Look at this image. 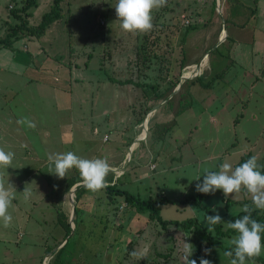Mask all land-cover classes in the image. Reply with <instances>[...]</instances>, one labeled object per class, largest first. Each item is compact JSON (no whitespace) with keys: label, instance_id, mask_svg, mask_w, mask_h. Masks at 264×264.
<instances>
[{"label":"rangeland","instance_id":"obj_1","mask_svg":"<svg viewBox=\"0 0 264 264\" xmlns=\"http://www.w3.org/2000/svg\"><path fill=\"white\" fill-rule=\"evenodd\" d=\"M51 1L38 3L29 25L39 24ZM22 2L0 0V37L19 22L11 9ZM116 3L63 0L64 15L45 34L0 47V148L15 153L11 167L0 168L15 197L12 224L0 228V264H52L56 254L57 264H185L183 243L194 245L190 229L163 228L105 188L87 189L76 201V183L66 190L65 182L78 170L57 178L49 154L107 158V183L141 199L160 197L162 219L192 217L205 227L213 209L235 215L250 196L197 192L204 170L218 171L225 159L234 166L246 152L264 168V0L232 1L229 9L227 0H167L147 33L122 30ZM223 9L239 23L238 41L220 38V23L210 17ZM226 25L231 33L234 25ZM22 117L36 127L18 125ZM197 195L201 205L184 201ZM235 235L213 231L212 239L228 246ZM205 249L212 264H230L220 247Z\"/></svg>","mask_w":264,"mask_h":264},{"label":"clouds","instance_id":"obj_2","mask_svg":"<svg viewBox=\"0 0 264 264\" xmlns=\"http://www.w3.org/2000/svg\"><path fill=\"white\" fill-rule=\"evenodd\" d=\"M166 5L167 0H117L115 12L122 30L147 33L154 27L153 11ZM16 123L32 129L36 127L34 121L27 117L18 119ZM14 157L13 151L0 148V168L11 167ZM47 158L50 166L49 173L59 179H64L68 171L75 168L81 177L82 186L86 189L99 191L108 186L107 176L111 171V165L107 158L89 159L77 155L73 151L49 154ZM201 176L198 175L192 180L200 181ZM6 184H10L9 180L6 182L0 176V222L3 227L8 228L13 221L9 209L12 207L15 197L13 191ZM217 190H222L226 199L231 194H234L232 199H238L242 190L250 196L254 208L245 204L241 210L246 214L237 218L235 222H224L216 209H213L216 212L215 215L207 214L205 217V223L210 233L214 231V226L222 221L226 229L235 231L236 235L229 241L233 248L224 252L223 255L232 258L230 264H247L248 260L258 257L264 252V237H262L264 222H260L252 216L254 209L264 210V170L258 163V157L253 155L235 167L225 159L220 164L218 171L205 169L202 182L196 184V191L214 194ZM22 194L26 201L30 199L32 191L28 185ZM210 252V249H205L206 255ZM182 253L185 264H197L196 259H189L194 253V246L191 243L184 241ZM132 255L136 256L137 253L133 252ZM199 264H212V262L201 257Z\"/></svg>","mask_w":264,"mask_h":264},{"label":"trees","instance_id":"obj_3","mask_svg":"<svg viewBox=\"0 0 264 264\" xmlns=\"http://www.w3.org/2000/svg\"><path fill=\"white\" fill-rule=\"evenodd\" d=\"M61 2H62V0H52V4H51L50 9L47 12L43 13L41 20H40L39 24H37V25H29V22H28V17L31 15V12L29 10H30V8L35 6L36 0H23L22 5L18 9L12 8L11 13H12V15H14L19 20V22L16 23L14 26H12L3 37L2 36L0 37V47L1 46L11 47L13 40L18 39L21 36H25V35H30V36H35V37L42 36L45 33L47 27L52 22L61 18V16H62ZM212 4H215V0H212ZM188 32H189V29L187 30V33ZM198 72L201 73L202 71L200 72L198 70ZM110 79L112 81H115V79H113V78H110ZM127 81L130 82L129 80H127ZM135 84L138 86L142 85V86L150 87L153 90L156 89V86L154 84H147V83H141V84L135 83ZM251 156H253L251 152L243 153L240 156L239 160L235 163L234 167L239 165L240 163L245 162ZM262 170H264V168H262ZM77 182H81L80 175L79 174L71 175L70 177H68L66 179L65 189L66 190L70 189V187ZM86 191H87V189L85 187H83L82 185H78L77 189L75 190L76 201H78L80 199V197L82 196V194L86 193ZM105 191L108 195L122 197L123 200L128 205L133 207L136 211H139V212L149 211L151 216L154 219H156V221L163 228H165L169 224H172V225H175L176 227H180L183 230H189L190 229L192 231V233L195 235L194 245H193L194 246V253L190 257V259H196L197 264H199L200 258L203 257L202 251L208 245L218 246L222 249L223 252L232 250V248H233V246L231 244L228 246H223L219 240H217V239L213 240L212 239V232L210 233L208 231L207 227L202 226L201 224H199L197 222L196 219H194L192 217L188 218L186 220H182V221L162 219L160 216V205L164 201L162 199H160V197L141 199L140 197H138V196L126 191V190H122L121 188H119L117 186L116 182L115 183H113V182L108 183V186L105 187ZM202 198H203L202 195L190 196V197L185 198L184 201L193 200L196 204L201 205V199ZM228 202L229 201L227 200L226 203L228 204ZM238 202L240 204L244 205V204L251 202V199L239 200ZM76 211H77V209H76ZM245 214L246 213H244V212H242V210H240L235 215H232V216L221 215V217H222L223 221L235 222V220L237 218H240L241 216H243ZM252 216L254 219H256L260 222H264V211L263 210L254 209L252 212ZM221 223L214 226L215 234H217L219 236L220 235L225 236L229 232L236 234L235 231L231 230V229L223 230ZM65 226H66V232H65V237H66L71 232L72 228L70 227L69 222H67ZM262 237H264V234H262ZM66 243L67 242H65V244L59 249L60 251L64 249ZM50 249L51 248H49V247L46 248V250H50ZM56 257H57V254H56ZM56 257H55L54 261L52 262V264L58 263ZM228 258L232 259L231 257H228ZM250 260L258 261V262H261L262 264H264V257H262L261 255L258 257H254Z\"/></svg>","mask_w":264,"mask_h":264},{"label":"crops","instance_id":"obj_4","mask_svg":"<svg viewBox=\"0 0 264 264\" xmlns=\"http://www.w3.org/2000/svg\"><path fill=\"white\" fill-rule=\"evenodd\" d=\"M63 1V0H62ZM232 1H234V2H237V3H239V0H227V6L232 2ZM52 2V1H51ZM38 3H42V6L44 7V6H47L48 4H50V0H36V4H35V6H33L32 8H30V12H31V15L29 16V17H31L32 15H33V9L34 8H36L37 6H38ZM230 6V5H229ZM229 6L227 7V9H229ZM39 7V6H38ZM49 7H50V5H49ZM219 12V11H218ZM217 12V13H218ZM222 13H224V16L222 15V13L221 14H219V15H214V17H212L213 15V13H216V10L215 11H213V13L210 15V17L212 18V21H213V23H217V22H219L220 23V26H221V31H223V25L225 26V39H227L228 37L229 38H231L232 40H235V41H238L239 40V37L238 36H240L239 34H238V28H237V25L239 24H236L235 22H233L231 19H230V17L232 16V13H230V12H228V10H227V13L224 11V9H223V11H221ZM64 15V12H63V9H62V16ZM61 16V17H62ZM216 16H219V19L216 17ZM61 19V18H60ZM227 21H230L233 25H234V27H233V31L231 32V33H229V31H228V26L226 25V22ZM212 23V24H213ZM51 25V24H50ZM49 25V26H50ZM49 26L47 27V29L49 28ZM46 29V30H47ZM46 32V31H45ZM45 34V33H44ZM25 36H30V35H25ZM30 37H33V36H30ZM35 37V36H34ZM39 38V37H38ZM220 38H221V36H220ZM241 41V40H240ZM217 43V42H216ZM193 65V64H192ZM195 65V64H194ZM199 65V64H198ZM185 71H186V69H185ZM184 71V72H185ZM186 73V72H185ZM184 73V74H185ZM187 74V73H186ZM189 74V73H188ZM155 106V105H154ZM153 106V107H154ZM164 107L162 106V107H160L159 109H157L155 112H157L158 110H160L161 109V111H162V109H163ZM149 111H151V110H148V112ZM151 113V112H150ZM147 115H149V113L147 114ZM0 228H3V224L0 222ZM4 229V228H3ZM0 231H1V229H0ZM3 235L0 233V242H4V241H6V240H4L3 239ZM0 247H2L1 246V244H0Z\"/></svg>","mask_w":264,"mask_h":264},{"label":"water","instance_id":"obj_5","mask_svg":"<svg viewBox=\"0 0 264 264\" xmlns=\"http://www.w3.org/2000/svg\"><path fill=\"white\" fill-rule=\"evenodd\" d=\"M224 34V35H223ZM225 36V26L223 25V33H222V35H221V38H223ZM163 103V102H162ZM78 185H82V183L81 182H79V183H76L74 186H72L71 187V189H70V192H71V196L72 195H74V192H75V190L77 189V186ZM74 211H75V206H74V204L72 205V208H71V224L74 226V223H73V220H72V214L74 213ZM66 240H64V242H65Z\"/></svg>","mask_w":264,"mask_h":264},{"label":"built area","instance_id":"obj_6","mask_svg":"<svg viewBox=\"0 0 264 264\" xmlns=\"http://www.w3.org/2000/svg\"><path fill=\"white\" fill-rule=\"evenodd\" d=\"M44 264H46V263H44Z\"/></svg>","mask_w":264,"mask_h":264},{"label":"bare ground","instance_id":"obj_7","mask_svg":"<svg viewBox=\"0 0 264 264\" xmlns=\"http://www.w3.org/2000/svg\"><path fill=\"white\" fill-rule=\"evenodd\" d=\"M194 65V64H193Z\"/></svg>","mask_w":264,"mask_h":264}]
</instances>
